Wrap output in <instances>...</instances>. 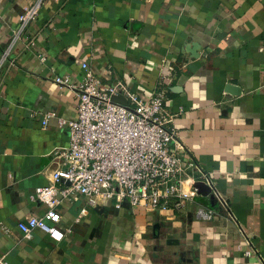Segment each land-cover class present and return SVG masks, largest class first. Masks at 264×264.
<instances>
[{
	"label": "crops",
	"instance_id": "crops-1",
	"mask_svg": "<svg viewBox=\"0 0 264 264\" xmlns=\"http://www.w3.org/2000/svg\"><path fill=\"white\" fill-rule=\"evenodd\" d=\"M0 0V260L11 264H264V0ZM174 64L165 110L193 160L183 187L197 191L178 214L146 207L57 206L60 241L18 228L48 206L33 195L64 167L69 131L44 115L77 117L89 61L102 82L141 97ZM61 186V185H60ZM205 191H208L205 189ZM199 206L212 220L198 218ZM170 241V244L167 243Z\"/></svg>",
	"mask_w": 264,
	"mask_h": 264
},
{
	"label": "built area",
	"instance_id": "built-area-1",
	"mask_svg": "<svg viewBox=\"0 0 264 264\" xmlns=\"http://www.w3.org/2000/svg\"><path fill=\"white\" fill-rule=\"evenodd\" d=\"M41 4L42 0H37L25 10L20 17L22 25L38 15ZM81 67V80L53 78L60 87L76 92L77 117H59L55 111L44 115L43 125L57 118L58 125L68 129L70 142L60 153L64 167L54 171L51 183L34 192L33 197L44 202L47 210L18 223L26 238L40 229L60 241L64 233L57 206L73 201L77 195H82L91 207L112 202L119 208L127 202L133 208L143 206L178 214L198 191L195 183L188 190L183 187L188 169L196 165L179 152L181 142L169 126L173 116L165 110L175 72L170 59L162 60L158 86L147 97L133 92L121 80L102 82L89 61ZM119 94L126 98V104L112 99ZM196 215L212 220L216 212L199 206ZM0 264L11 263L0 260Z\"/></svg>",
	"mask_w": 264,
	"mask_h": 264
},
{
	"label": "water",
	"instance_id": "water-1",
	"mask_svg": "<svg viewBox=\"0 0 264 264\" xmlns=\"http://www.w3.org/2000/svg\"><path fill=\"white\" fill-rule=\"evenodd\" d=\"M112 99L114 101L119 102V103H122V104H126L127 103L126 98L123 95H121V94L114 95L112 97ZM65 182H66V184H69L68 181H65ZM194 186L198 189V192L203 193V194H208V192L210 190L209 189V186L205 182H203V181H196L195 184H194ZM205 189H207L208 191H205ZM167 243L170 244V241H167Z\"/></svg>",
	"mask_w": 264,
	"mask_h": 264
}]
</instances>
